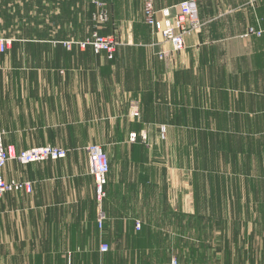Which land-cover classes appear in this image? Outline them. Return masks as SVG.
<instances>
[{
	"label": "crops",
	"instance_id": "0c3cea01",
	"mask_svg": "<svg viewBox=\"0 0 264 264\" xmlns=\"http://www.w3.org/2000/svg\"><path fill=\"white\" fill-rule=\"evenodd\" d=\"M153 1L167 7L181 0ZM198 4L212 8L201 16L202 29L188 33L186 49L171 60H160L155 45L121 46L113 59L88 47L83 60L57 62L54 75L38 79L47 93L40 89L42 94L30 96L32 117L54 118L51 125L68 135L58 145L69 152L62 159L29 164L11 159L3 169L6 179L29 182L31 188L0 196V264H171L176 248L187 246L185 238L154 236V229H164L159 222L138 230L126 216V207L133 203L129 197L140 203L145 198L152 207L170 208L171 202L176 213L172 130L264 132V0ZM251 28L261 33H251ZM21 66L0 63V70L26 69ZM5 76L0 72V79ZM7 76L15 80L13 88L18 76L36 84L30 72ZM7 92L0 88V94ZM10 114L0 112V117ZM74 129H104L110 151L134 148V167L121 158L110 163L104 203L96 198L87 142L78 141ZM128 129L139 140L123 142ZM161 129H168L167 140L159 138ZM5 143L23 150L10 136ZM127 187L136 190L129 194ZM149 230L152 236H145ZM102 243L110 245L109 251H101Z\"/></svg>",
	"mask_w": 264,
	"mask_h": 264
},
{
	"label": "rangeland",
	"instance_id": "374dc122",
	"mask_svg": "<svg viewBox=\"0 0 264 264\" xmlns=\"http://www.w3.org/2000/svg\"><path fill=\"white\" fill-rule=\"evenodd\" d=\"M146 1L0 0V39L9 44L5 52H0V63L14 62L26 67L22 70H0L6 73L5 78L0 79V88L8 91L0 94V105L5 106L0 112L11 113L10 116L0 117V126L6 128V137L14 139L23 150L42 145L59 146L61 140L68 138L65 129H55L51 125L55 122L54 118L32 117L33 110L29 104L30 96L47 93L44 87L39 86L38 79H47L45 73L54 75L57 62L83 60L82 53L89 48L82 50L79 42L98 33L113 36L118 43L117 49L126 45H155L161 49V35L156 29L148 27L145 20ZM182 1L185 0L179 3ZM196 2L198 4L199 0ZM153 5L160 20L161 11L174 6L159 7L154 1ZM198 5L200 31L204 25L202 14L212 7ZM20 72L32 73L36 84L18 80V76L13 88L15 80L7 74ZM40 89H43L42 93ZM12 104H15V110ZM74 130L78 141L85 139L87 142L86 151L90 144H98L110 163L116 164L121 158L134 167V148L125 146L116 151L108 150L104 129ZM133 130L128 129L123 142L139 140L136 132L131 133ZM167 131L161 129V134L159 132L162 141L167 140ZM172 132L176 147L173 208L176 213H172L171 202L170 208L162 204L163 199H159L163 206L152 207L147 205L145 198L140 203V199L129 197L127 201L130 199L133 203L126 207L128 221L134 224L140 222L138 230H143V225L159 222V227L164 229H154L158 231L154 236L185 238L187 246L179 250L176 248V264H264L263 129L187 127ZM142 138L147 141V134L143 133ZM16 151L21 150L16 148ZM127 189L129 194L136 190L135 187ZM4 198L5 195L1 196V199ZM4 234H7L6 229ZM145 236H152L150 230ZM184 258L187 262H182Z\"/></svg>",
	"mask_w": 264,
	"mask_h": 264
},
{
	"label": "built area",
	"instance_id": "2783aa9c",
	"mask_svg": "<svg viewBox=\"0 0 264 264\" xmlns=\"http://www.w3.org/2000/svg\"><path fill=\"white\" fill-rule=\"evenodd\" d=\"M162 19L153 5L152 0L145 2L144 14L146 23L156 29L161 35L162 48L158 49L157 56L160 60H171L177 53H181L186 49V36L188 33L198 31L201 27L199 19V10L196 0H185L161 11ZM162 21V23L160 22ZM251 33L260 34V31L250 29ZM117 41L113 36H101L98 33L85 41L79 42L81 48L91 47L95 53L104 52L109 59H113L117 50ZM9 44L0 39V52H5ZM6 131L0 129V196L6 192L30 189L29 182H22L16 179H6L2 171L11 159H16L21 164H29L47 160H57L65 158L68 150L57 145H42L28 149L16 151L14 145L5 143ZM89 155V164L92 175L95 178L96 198L101 203L106 196V184L108 183V174L110 172V161L104 149L98 144H90L87 147ZM104 217L100 219V226ZM140 227L141 223L138 222ZM102 252L110 249L108 243H102L100 247ZM177 260L173 259L171 264H176Z\"/></svg>",
	"mask_w": 264,
	"mask_h": 264
}]
</instances>
